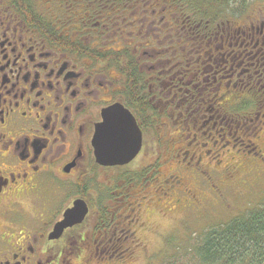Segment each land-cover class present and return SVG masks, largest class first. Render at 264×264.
<instances>
[{"label": "flooded vegetation", "instance_id": "1", "mask_svg": "<svg viewBox=\"0 0 264 264\" xmlns=\"http://www.w3.org/2000/svg\"><path fill=\"white\" fill-rule=\"evenodd\" d=\"M261 2L196 17L184 0H0V264H127L120 242L143 246L142 216L162 207L138 173L164 191L168 213L199 206L184 178L164 174L170 156L199 166L205 148L227 150L240 132L256 140L248 174L260 171ZM111 109L141 132L123 166L95 159L93 136ZM229 166L213 188L243 197L253 187ZM76 202L83 218L70 214L53 233Z\"/></svg>", "mask_w": 264, "mask_h": 264}, {"label": "rangeland", "instance_id": "2", "mask_svg": "<svg viewBox=\"0 0 264 264\" xmlns=\"http://www.w3.org/2000/svg\"><path fill=\"white\" fill-rule=\"evenodd\" d=\"M248 2L252 4L263 3L261 0H248ZM236 138L241 140L242 143H232L227 150H218L219 144L216 148H205L204 152L209 150L210 155L203 157L199 166L195 164L196 159L191 162L192 166L187 164L189 163L188 158L185 159L184 165H180L177 160L170 156L168 166L164 167L165 175L170 172L172 175H180V177L184 178L185 185L183 189L189 191L194 189L195 195L197 196L198 194V197H200L198 208L189 207L187 211H183L175 206L174 212L168 213L164 191L158 189V193L156 192L157 187L152 185L153 181L151 178L147 179L148 173L142 171H140L142 173H138L136 180L139 183V189L148 190L151 199L159 197L162 207L159 206L154 214L142 216L138 234L143 241V246L136 248L133 243L128 241L120 242L125 248L123 253V261L125 263L201 264L196 250L207 234L215 228L224 226L236 217L246 214V211L252 210L264 202V164H257L260 165V171H251L248 174V170L252 165L248 159H243L245 156L249 157L247 151L252 147L248 141L254 140L256 143V140L252 135L246 136L245 134L242 136L240 132H238ZM230 139V137L225 138L227 141ZM248 145L250 146L248 147ZM258 145L262 147V154H264V144L260 143ZM177 159L181 160L183 157L178 155ZM219 160L222 162L217 166L216 164ZM229 165L238 167L235 168L236 181L248 180L245 181V184H250L253 187L249 191L246 190L243 197H235L231 188L223 189V193H219L213 188V184L218 179L215 171L219 170L220 167ZM197 167H199V170ZM190 171L194 172V174ZM150 176L151 174L149 173ZM209 178L215 179L212 181ZM123 181L125 184L128 182L127 175L123 177ZM183 194L185 193L181 195ZM184 198L187 199L185 196Z\"/></svg>", "mask_w": 264, "mask_h": 264}, {"label": "trees", "instance_id": "3", "mask_svg": "<svg viewBox=\"0 0 264 264\" xmlns=\"http://www.w3.org/2000/svg\"><path fill=\"white\" fill-rule=\"evenodd\" d=\"M183 1V0H181ZM190 15L220 16L247 0H184ZM201 264H264V202L205 236L197 247Z\"/></svg>", "mask_w": 264, "mask_h": 264}, {"label": "water", "instance_id": "4", "mask_svg": "<svg viewBox=\"0 0 264 264\" xmlns=\"http://www.w3.org/2000/svg\"><path fill=\"white\" fill-rule=\"evenodd\" d=\"M93 136L95 159L101 166L114 167L130 163L141 150V132L135 118L125 110H108L103 113V121L96 127ZM81 202L74 203L72 210L65 214L66 218L54 229L53 233L60 234L71 225L73 218L70 214L79 213L81 220L85 207ZM54 236V235H53Z\"/></svg>", "mask_w": 264, "mask_h": 264}]
</instances>
